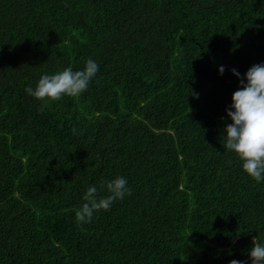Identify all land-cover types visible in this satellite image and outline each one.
Wrapping results in <instances>:
<instances>
[{
  "label": "trees",
  "instance_id": "obj_1",
  "mask_svg": "<svg viewBox=\"0 0 264 264\" xmlns=\"http://www.w3.org/2000/svg\"><path fill=\"white\" fill-rule=\"evenodd\" d=\"M89 58L78 96L24 91ZM260 62L264 0H0V264L247 259L264 181L223 127L229 69ZM116 175L129 193L76 221L87 187L105 196Z\"/></svg>",
  "mask_w": 264,
  "mask_h": 264
},
{
  "label": "clouds",
  "instance_id": "obj_2",
  "mask_svg": "<svg viewBox=\"0 0 264 264\" xmlns=\"http://www.w3.org/2000/svg\"><path fill=\"white\" fill-rule=\"evenodd\" d=\"M97 71V62L89 58L80 70L65 67L53 74H41L35 87L28 86L24 91L39 100L46 97L56 100L61 95L76 97L86 90ZM217 71L223 75L225 67L219 65ZM229 71L237 77L239 86L232 92L231 103L225 109L231 122L223 127V148L234 151L242 161V170L261 182L264 181V62L251 65L242 77L236 68ZM127 183L121 175L105 181L108 193L105 196H97L95 185L88 186L83 195L84 203L75 211L76 221L90 223L94 213L109 210L114 201L129 193ZM229 264H264V242L253 239L247 259H232Z\"/></svg>",
  "mask_w": 264,
  "mask_h": 264
}]
</instances>
